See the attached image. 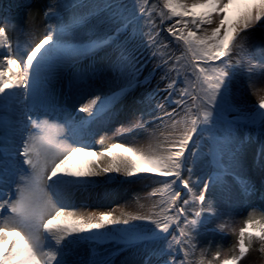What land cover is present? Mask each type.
I'll return each mask as SVG.
<instances>
[{
	"label": "snow or ice",
	"instance_id": "1",
	"mask_svg": "<svg viewBox=\"0 0 264 264\" xmlns=\"http://www.w3.org/2000/svg\"><path fill=\"white\" fill-rule=\"evenodd\" d=\"M25 6V25L0 19V264H114L129 249L144 264H243L254 243L264 253V183L248 171L258 144L264 177V0H51L42 34L41 10ZM114 123L141 142L97 141ZM111 174L150 181L151 206L81 213L76 194ZM233 192L246 208L238 229ZM206 231L235 241L201 247ZM83 245L88 257L73 259Z\"/></svg>",
	"mask_w": 264,
	"mask_h": 264
},
{
	"label": "rangeland",
	"instance_id": "2",
	"mask_svg": "<svg viewBox=\"0 0 264 264\" xmlns=\"http://www.w3.org/2000/svg\"><path fill=\"white\" fill-rule=\"evenodd\" d=\"M50 2H51V0H32V7L38 8L41 10L39 17L36 20V24L40 27L41 34L43 33V29L45 27V22H44V18H43V11ZM27 15H28V9L25 6V0H14V3L13 2L8 3V1H5V0H2V2H0V19H7L8 21H11V22L18 24V25H25ZM12 35L15 36L16 34L12 33ZM256 35H257V39L264 38V36L261 35L260 29L256 30ZM21 39L23 40V39H25V37H21ZM87 61L88 60H82L81 61L82 63L81 62L80 63H81V65L85 66V65H87ZM69 71H71V69H69ZM257 80L255 81V86L257 85ZM153 87H154V85H153ZM96 89L97 88H94V90H96ZM99 90H97V91H99ZM141 92H143V90H141ZM137 95L139 96V95H141V93H137ZM250 99L253 101L255 100L253 97H251ZM117 124L118 125L114 127L115 130L120 126V123H117ZM100 136H104V135L100 134ZM113 138H114L113 136L109 135V137L106 138L107 139L106 143H111ZM115 138L117 140H121V138H122L123 140H127L130 143H140L141 142V141H139L133 137H124V138L123 137H115ZM258 147H259L258 144L255 145V148H258ZM252 158H253V154L250 152L249 153V163L250 164H249L248 171L257 173L261 177V179L264 180V177H262L259 173V170L257 167L258 163L256 164L254 162V160L252 162ZM101 176L105 177V179H107V180L109 179V178H106L105 175H101ZM131 185L132 186L122 184L118 188L116 194L112 197L111 200L106 199V198L104 200H102V199H99V197H98V199H96V200L92 199V201L90 203H86V204H84V206H85V208H89V206H90L89 209H92L95 211L113 209V210H115V212H117V208L122 206V204H124L125 202H129L130 200H132L133 201L132 202L133 208L130 209L129 212L141 210L140 205H143L144 210H146L147 209L146 201L151 200L150 204H152V199H150L147 196V193H148L147 191L150 192L151 189L153 187H155V185H153L150 181H141L140 182V181H134V180L132 181ZM225 194L221 198L222 199V207L227 204V202H225V197H226ZM232 197H233L232 205H239L238 201L235 198V194ZM100 198H101V196H100ZM243 208H244V210H243ZM233 209H235L234 206H233ZM235 210L238 212H242V210H243V213L244 212L246 213V208L243 205L240 208L235 209ZM247 211H251V210L249 209ZM82 213L87 214L86 212H82ZM259 216H260V214L257 213L256 217H259ZM237 219H241V216ZM233 226L238 229V227L240 226V221L235 222V224ZM209 227L214 228L215 223L212 225H209ZM225 235L226 234H222L219 231H206L202 235L197 237V241H198L199 246H201V247L207 245L208 242L211 241L213 249L215 248V246L217 244H220L222 246V248H224L223 246H226L225 251H227L231 247L232 243H234L235 237L233 236V238L230 239L229 241H226L227 242L226 243L224 241V239L226 237ZM255 244L257 245V248H259L258 243H255ZM79 249H80V251H77V253L80 254L81 256L80 257L75 256L74 258L75 259L76 258L86 259L88 257V254H89L88 247L86 245H83ZM102 249H104V248H102ZM252 251L258 252L261 257H263V255H264V253H260L259 251H257V249L251 250L250 252H252ZM144 256H145V254L140 252V251H137L134 249H129L125 252L120 253V255L114 261V264H144ZM160 259H158L156 256H152L150 261H149V264H157ZM252 260H253L252 255L249 256V254H248L246 256L245 260H243V264H255V261H252ZM256 264H260V262L259 263L257 262Z\"/></svg>",
	"mask_w": 264,
	"mask_h": 264
},
{
	"label": "bare ground",
	"instance_id": "3",
	"mask_svg": "<svg viewBox=\"0 0 264 264\" xmlns=\"http://www.w3.org/2000/svg\"><path fill=\"white\" fill-rule=\"evenodd\" d=\"M5 1H9V2H13L14 3V0H5ZM256 88L257 89H260V88H264V80H262V79H258L257 80V85H256ZM251 97H253L254 99H255V96H250V98ZM127 122V117H121V121H120V123H126ZM141 182V181H140ZM147 192H149V191H147ZM143 195V194H142ZM225 196H226V199L225 200H227L228 201V199H229V197H228V194L226 193L225 194ZM142 197V196H141ZM149 199V198H148ZM232 199H233V197H232ZM231 199V200H232ZM147 200V199H146ZM145 201V200H144ZM151 200H149V201H146V204H147V208L148 207H150V202ZM133 201L132 200H130L129 202H125L124 204H122V206H120L119 208H117V214H119L121 211H124V212H129V210L130 209H132L133 208V203H132ZM227 206V204L225 205V206H223V208H225ZM92 211H95V210H92V209H89L88 210V213L89 212H92ZM223 220H224V218H223ZM221 221V220H220ZM224 248H223V250H225V247L226 246H223ZM256 251H252V252H250L249 253V256L250 255H253L254 253H255ZM245 260V259H244ZM263 260H264V258H262L261 259V262H263ZM257 262H255V264H256ZM259 263V262H258ZM262 264V263H261Z\"/></svg>",
	"mask_w": 264,
	"mask_h": 264
},
{
	"label": "crops",
	"instance_id": "4",
	"mask_svg": "<svg viewBox=\"0 0 264 264\" xmlns=\"http://www.w3.org/2000/svg\"><path fill=\"white\" fill-rule=\"evenodd\" d=\"M218 222H223V216L221 217V221H218Z\"/></svg>",
	"mask_w": 264,
	"mask_h": 264
}]
</instances>
